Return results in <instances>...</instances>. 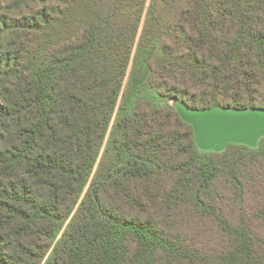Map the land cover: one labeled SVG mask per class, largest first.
I'll use <instances>...</instances> for the list:
<instances>
[{"label":"trees","instance_id":"1","mask_svg":"<svg viewBox=\"0 0 264 264\" xmlns=\"http://www.w3.org/2000/svg\"><path fill=\"white\" fill-rule=\"evenodd\" d=\"M172 101L264 109V0H0V264H264V139Z\"/></svg>","mask_w":264,"mask_h":264},{"label":"water","instance_id":"2","mask_svg":"<svg viewBox=\"0 0 264 264\" xmlns=\"http://www.w3.org/2000/svg\"><path fill=\"white\" fill-rule=\"evenodd\" d=\"M179 116L190 124L199 152H223L229 144L255 149L264 139V109L192 108L172 102Z\"/></svg>","mask_w":264,"mask_h":264},{"label":"rangeland","instance_id":"3","mask_svg":"<svg viewBox=\"0 0 264 264\" xmlns=\"http://www.w3.org/2000/svg\"><path fill=\"white\" fill-rule=\"evenodd\" d=\"M172 102H174V101H172ZM249 196H255V192H251L250 194H249Z\"/></svg>","mask_w":264,"mask_h":264}]
</instances>
